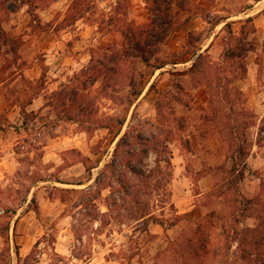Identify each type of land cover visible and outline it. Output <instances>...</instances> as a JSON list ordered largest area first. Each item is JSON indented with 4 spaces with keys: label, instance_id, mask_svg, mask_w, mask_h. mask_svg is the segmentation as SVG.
Instances as JSON below:
<instances>
[{
    "label": "rangeland",
    "instance_id": "374dc122",
    "mask_svg": "<svg viewBox=\"0 0 264 264\" xmlns=\"http://www.w3.org/2000/svg\"><path fill=\"white\" fill-rule=\"evenodd\" d=\"M33 2L31 8L18 3L2 24L16 41L17 52L13 55L6 47L0 51V127L10 141L19 138L14 148L21 157L17 173L0 187V264H84L87 253H93L87 264H216L179 244L212 211L228 218L237 206L234 193H216L231 178L226 141L233 120L242 124L240 135L251 143L247 162L252 173L239 184L238 194L264 202V0ZM169 6L172 32L159 50H146L150 64L135 66L134 75L140 68L144 79L130 86L119 75L107 74L93 85L89 74L81 76L95 50L108 46L128 50L124 35L152 21L158 24V10ZM194 15L203 20L204 29L180 32V17L189 20ZM223 21L226 26L215 28ZM193 57L194 68V63H183ZM210 80L214 86L209 89ZM222 88L228 93L225 101ZM61 90L68 97L77 91L86 98L77 100L70 112V104L63 107L52 96ZM85 103L86 112L80 114L78 106ZM153 132L159 134L155 142L142 141L141 136ZM125 133L129 136L115 158L114 150ZM212 139L220 143L216 148L208 142ZM168 140L174 158L171 166L165 163L168 151L158 145ZM155 147L163 161L159 165ZM144 148L152 152L140 162ZM113 160L106 182L117 201H107L110 190H103L85 212L80 198L87 194L91 200L97 195L94 181ZM84 163L93 169L87 171ZM183 163L185 171L179 174L175 166ZM128 165L143 176L131 173ZM183 175L189 178L188 188L173 187ZM174 191L196 208L179 214ZM48 200L54 206L45 216L39 203ZM95 205L102 213L111 206L106 226L85 223L96 213ZM136 208L153 219L147 228L131 219ZM29 211L37 216L19 224L17 235L22 238L15 240L9 233L14 215L18 213L21 221ZM237 220L240 229L257 224L254 216ZM84 223L86 232L80 229ZM39 230L42 235L33 244L31 236ZM80 234L92 240L85 237L79 242ZM21 243L27 253L20 250ZM57 248L68 249L67 255H59ZM236 249L235 243L229 264H246Z\"/></svg>",
    "mask_w": 264,
    "mask_h": 264
},
{
    "label": "trees",
    "instance_id": "16d2710c",
    "mask_svg": "<svg viewBox=\"0 0 264 264\" xmlns=\"http://www.w3.org/2000/svg\"><path fill=\"white\" fill-rule=\"evenodd\" d=\"M33 1L35 0H0V51L3 47H6L7 52L9 51L11 54L16 55L17 43L14 39L8 37L2 24L10 13H13L14 8L17 7L18 3H25L29 6V8H31L32 3H34ZM73 4H76V1ZM158 11V20L160 21L158 24L155 21H152L148 26H137L131 32L124 35V37L128 39V50L120 52L116 46L114 48L108 46L106 48L95 50L93 55H91V62L89 66L82 71L81 76L89 74L90 76L88 77L89 79H92L91 84L93 83V85H95L101 77H105L107 74L111 76L113 74L119 75L123 79L130 81V86L136 85L138 78L144 79L145 73L141 71L140 68L137 75H134L135 66L140 62L150 64V60L147 59L148 53L146 50L149 48H152V50L157 49L158 46L165 42L172 32V23L170 21V18L172 17V9L169 6L164 10L159 9ZM198 58L200 60L202 55ZM196 63L197 62L194 63L193 68L196 66ZM212 86L214 85L212 80H210L208 83L209 89ZM84 90H86V88ZM222 91L223 96L221 97V100L225 101L226 96L228 98V93L224 92V88H222ZM85 92L87 93V91ZM67 95L68 94L65 90L52 93L53 98H56L63 107L67 108V105L70 104L68 108L70 112L74 107H77L75 106L78 103L77 100L80 102V100L86 98L82 92L79 94L77 91L71 94L72 97H68ZM78 109L80 114L86 112V103L85 106H78ZM160 115L161 113L158 111L157 116H159V124L161 120ZM177 121L179 123V127H181V119H178ZM97 127L100 129H110L108 126H104L103 124H98ZM241 128L242 124L233 120V125L229 128V134H231V137L228 141H226V148L228 152L227 159L231 161V168L229 170L231 178L219 186L216 192L219 196H226L229 193H234V203L237 205L235 210L228 218H225L217 211H212L204 219L197 223L196 227L192 231L191 237L179 244V246L186 244L187 251H189L190 254H196L198 252L196 255H202L205 260H211L212 258L216 264H229V256L231 255L232 247L235 243L237 245V249L235 250L236 253L240 254L241 260L246 262V264H259L260 262H264V202H258V199L256 198L245 199L238 194L237 190L239 188V184L244 181L246 175L252 173L247 162L250 155L249 150L251 143L241 137ZM158 135L159 134L156 132H153L150 136L143 135L141 137L143 142H155L159 137ZM128 136L129 133H125L118 141L113 154L115 158L118 155L119 147L122 143H126ZM259 140L261 141L260 138ZM169 144V140L158 143L160 147L163 146V149L168 151L170 157L165 161V163L168 166H171L172 151L169 150ZM153 151L155 153V162L159 165L163 162L159 149L155 147ZM151 152V148H144V150L141 151L142 156L140 158V162L147 159ZM114 160L105 166V170L102 171L94 181V189L96 190L97 195H94L91 200L87 194H84V196L80 198L79 205L85 209V212L89 205H91V202H94L98 197H101L103 190H110V196L106 197L107 201L110 198H112L113 204L117 201V199L114 198L112 185L106 182V171L114 169ZM128 166L131 173L136 176H143L135 171L136 167L132 165ZM84 167L87 171H91L93 169V167L90 168L86 166L85 163ZM262 186L264 187V179ZM89 189L91 190V187H89ZM61 191L63 193L70 192V190L67 189H62ZM73 192L77 193V190H73ZM236 195H239V197ZM63 203L66 205V201L63 200ZM110 207L111 206L108 205L107 213H102L99 211L97 205H95L94 209L96 213L90 217L91 220L86 221L85 223L101 222L102 226H106L107 223L109 224V221H105V219L109 217V213L111 212ZM127 209L128 208L125 207V211ZM89 215L90 214H88V216ZM252 216H254L257 224L255 226H247L240 229L241 222L237 220V218H250ZM131 219L138 222V225H144L146 228L153 222V219L139 208H136L133 212H131ZM78 221L80 222L79 219ZM229 222H236V226H233L234 223ZM85 223L82 224L80 228L81 231L83 230L84 232L87 230L85 229L87 226ZM159 224L162 225L161 223ZM85 237L86 239L92 240L86 234H80L78 237L79 242H82ZM92 255L93 253L83 255L85 258L83 263L87 264L88 261L93 258ZM73 258L77 260L83 259L81 256H74Z\"/></svg>",
    "mask_w": 264,
    "mask_h": 264
},
{
    "label": "crops",
    "instance_id": "0c3cea01",
    "mask_svg": "<svg viewBox=\"0 0 264 264\" xmlns=\"http://www.w3.org/2000/svg\"><path fill=\"white\" fill-rule=\"evenodd\" d=\"M177 16H180V14L177 15ZM180 18L183 21V23H181L182 27H180L178 29L180 32L182 30H185V29H190V27H194L193 29H200V28L204 29V27H203V23L204 22L198 16L194 15L189 20H187V18H184L183 16L180 17ZM81 21H84V19L82 18ZM210 25H212V24H210ZM222 25L226 26L227 24H226V22L223 21V22H220L219 24L215 25V28H217V27H221L222 28ZM218 34H219V32L216 33V35L214 36L213 40H211V43H212V41L217 39L216 37H217ZM210 46H211V44L208 45L209 48H210ZM199 56L200 55H198L197 57H199ZM195 58L193 57L191 60L184 61L183 63L184 64L185 63H187V64L192 63L193 64V63L196 62ZM154 84H155V82H152L150 87L153 88ZM3 129L4 128L0 127V187L1 188L5 187V185H7V183L10 181L11 176H13V175H15L17 173V169L20 166L19 159L21 157V155L18 153V151L14 148V147H16L19 144V142L14 143V141L15 142L18 141L19 138H16L15 140L10 141V139L5 138V131ZM208 142L210 143L211 148H216L217 145L220 144L217 139L208 140ZM219 147H221V146H219ZM45 148H47V147H45ZM208 149H210V147ZM172 158H173V153H172ZM181 158H182V156H181ZM171 160H174V158L171 159ZM183 170L185 171L184 163L182 165L178 164L177 166H175V171L177 173L180 174V173H182ZM188 182H189V178H187L185 175H183V178H181V179L179 178V179H175L174 180L173 187L175 186V187L179 188L180 185H181V187L184 186V188H185V187H187L185 183H187V185H188ZM173 197L175 199V207L178 209L179 214H187V213L191 212L193 209L196 208V205L191 204L190 200H188L187 198L180 199L179 198L180 196H178V193H175V191L173 193ZM49 204H51V205H49ZM51 206L53 207L54 203H50L49 200L45 201V202H40L39 203V211L43 212V214L45 216H49L50 215V211L52 209ZM34 215H35V217L37 216V213L35 211H29L21 221L20 220L17 221V219L19 218L18 217V213L14 215V220L12 221L11 226L9 228V233H10V230H11V236L15 240L19 239V238H22V237H19L17 235L18 234L17 227H19V224L21 222L24 223L28 218H29V220L32 221L34 219ZM37 222H39L38 219H37ZM41 235L42 234H41L40 230L37 232L36 236L32 235L31 236L32 237L31 239H33V240H31L32 243L33 244L36 243L40 239ZM23 239H25V238H23ZM21 245H23V246L21 247L20 250L23 251L24 253H27L28 249L26 248L24 243H21ZM56 251H57V253H59V255L65 256V255H67L66 253L68 252V249H67V252H66V250H60L59 248H57ZM19 255L26 257L27 254H25V255L19 254Z\"/></svg>",
    "mask_w": 264,
    "mask_h": 264
}]
</instances>
